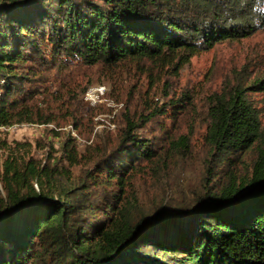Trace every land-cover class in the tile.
I'll use <instances>...</instances> for the list:
<instances>
[{
	"label": "trees",
	"instance_id": "obj_1",
	"mask_svg": "<svg viewBox=\"0 0 264 264\" xmlns=\"http://www.w3.org/2000/svg\"><path fill=\"white\" fill-rule=\"evenodd\" d=\"M261 30L264 0H0V264H264V139L247 97L264 90V75L213 94L208 110L205 141L218 165L254 150L251 175L227 172L224 184L217 177L194 198L168 194L147 210L131 198L133 180L161 161L141 115L127 116L110 155L68 186L62 170L1 131L52 120L29 101L41 68L146 59L178 71L215 43ZM176 143L187 147L188 137Z\"/></svg>",
	"mask_w": 264,
	"mask_h": 264
},
{
	"label": "rangeland",
	"instance_id": "obj_2",
	"mask_svg": "<svg viewBox=\"0 0 264 264\" xmlns=\"http://www.w3.org/2000/svg\"><path fill=\"white\" fill-rule=\"evenodd\" d=\"M262 75L264 30L239 41L215 43L178 71L146 59L138 65L110 67L52 65L39 69V76L28 82L34 93L30 103H36L52 120L1 128L2 136L25 144L33 158L62 170L57 180L68 186L69 178L84 181L88 169L104 154L110 155L124 136L127 116L137 119L141 115L145 121L138 124L141 136L153 138L155 159L161 161L157 169L140 168L133 180L132 192L138 197L131 198L147 210L168 194L194 198L208 184L217 183V177L224 184L227 172L233 171L240 180L251 175L257 151L245 152L233 165H218L205 134L211 96ZM100 85L105 87L104 93L99 98L91 96L93 103L86 100V92ZM247 97L258 114L264 139V90L248 91ZM172 100H179L184 108H172ZM157 109L161 112L148 121V114ZM180 136L188 137L187 147H178ZM71 148L76 152L75 165L69 163ZM214 172L217 175L212 179Z\"/></svg>",
	"mask_w": 264,
	"mask_h": 264
},
{
	"label": "built area",
	"instance_id": "obj_3",
	"mask_svg": "<svg viewBox=\"0 0 264 264\" xmlns=\"http://www.w3.org/2000/svg\"><path fill=\"white\" fill-rule=\"evenodd\" d=\"M104 91H105V87H104V86H101V85L98 86V87L91 88V89H89V90L86 92V94H85V99H86V100H90L91 103H93V102H94L93 99H90L91 96H92V97L99 98V96H100L101 94H103Z\"/></svg>",
	"mask_w": 264,
	"mask_h": 264
}]
</instances>
